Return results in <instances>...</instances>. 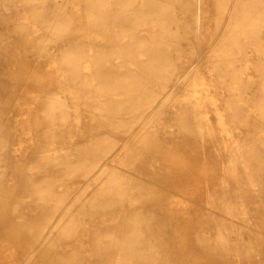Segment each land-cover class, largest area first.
<instances>
[{"label":"bare ground","instance_id":"obj_1","mask_svg":"<svg viewBox=\"0 0 264 264\" xmlns=\"http://www.w3.org/2000/svg\"><path fill=\"white\" fill-rule=\"evenodd\" d=\"M209 1L198 35L207 0H0L53 75L11 124L0 83V264H264V0ZM187 137L219 160L202 200L167 178Z\"/></svg>","mask_w":264,"mask_h":264},{"label":"rangeland","instance_id":"obj_2","mask_svg":"<svg viewBox=\"0 0 264 264\" xmlns=\"http://www.w3.org/2000/svg\"><path fill=\"white\" fill-rule=\"evenodd\" d=\"M200 8L202 10L204 9L203 6H200ZM205 9H207L205 13L201 12L198 35L202 34V32L204 31V26H208L211 24V18L213 17V14L215 12L214 7L211 5L209 0H207ZM4 16L0 15V18ZM11 16L16 17L17 15L13 14ZM3 25L4 24L0 22V47H6L8 49V52L3 54L5 55V60H0V70H2V72H5L1 73L2 75H0V83L5 86V90L1 93L2 97L8 101L7 105L4 107L5 112L3 114V117L8 116L11 120L7 123L11 124L13 123L12 119L14 118V116L17 114V112L19 113L20 107L18 106V104L22 103L23 105V101L29 100V97H27L28 95H26L23 91V87H27L31 90H36L40 88V85H36L33 83V81L30 79L31 76L34 74L40 75V84H43L45 82V78L42 77V75L44 74L46 76L48 75L49 77H51L52 73H50V69L47 67V62L45 58L35 56L31 51H28V48L26 49L24 46L19 45V43L22 44L23 42H20L21 39L20 37H18V34H12L10 30L2 31ZM9 25L11 26V23H9ZM12 25L16 26L17 23H12ZM208 48L209 46L206 43V40L198 37L196 46V56L193 57L190 55H185L183 59L178 63L177 70L174 73L175 75L170 85V88H172V90H178V87L180 86L179 81L195 64H202L205 62ZM22 76L25 77L23 78ZM19 82L23 83L24 86H21L20 88ZM34 106L36 105L33 104V107ZM82 124L84 134H87L89 133V131L93 130L95 125L94 122H91L87 118L82 121ZM84 134L83 137L85 136ZM23 136H26V134H23ZM119 137L122 140H126L127 138L125 135H120ZM26 138L27 137H24L23 144L27 145V148H29L30 142L29 139ZM170 140L176 142L175 138ZM183 140L178 141L179 143H181V155L178 156L176 154V160L171 161L173 163L171 167H174V169L167 176V178L169 180L176 181L187 180L189 183L192 184L193 187H197L199 189L198 194L200 200H202L206 194V189L209 185V179L218 174L221 170L218 165L219 160L213 154L202 155L190 149L194 148L193 139L191 137H187ZM175 153H178V151H173L172 154L175 155ZM23 156L27 157L28 155ZM11 164V168H14V163ZM80 184H82V182ZM10 244L13 245L11 242L7 243V248L4 247L2 250L1 254L10 255L9 257L3 259L4 261L2 262V264H21L22 261L18 262L20 259L18 258V256L13 254L14 246H11ZM17 258L19 260L15 261ZM11 260L12 262H10Z\"/></svg>","mask_w":264,"mask_h":264}]
</instances>
